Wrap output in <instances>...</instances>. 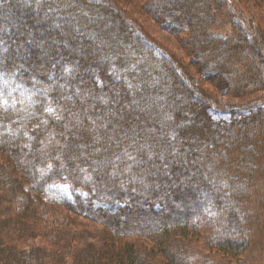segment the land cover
<instances>
[{"label":"trees","instance_id":"16d2710c","mask_svg":"<svg viewBox=\"0 0 264 264\" xmlns=\"http://www.w3.org/2000/svg\"><path fill=\"white\" fill-rule=\"evenodd\" d=\"M229 1L0 0V90L24 101L0 113V264H242L264 245V96L247 99L264 93V0ZM43 205L74 227L45 228Z\"/></svg>","mask_w":264,"mask_h":264},{"label":"rangeland","instance_id":"374dc122","mask_svg":"<svg viewBox=\"0 0 264 264\" xmlns=\"http://www.w3.org/2000/svg\"><path fill=\"white\" fill-rule=\"evenodd\" d=\"M214 1L215 3V0H212ZM132 4H135V0H131ZM229 3H231V5L237 9V7H240V8H243L245 11H252V5H253V0H230ZM137 5V4H136ZM131 6V3L128 2V7ZM131 9V8H129ZM132 10V9H131ZM135 12V11H134ZM135 15L140 19L143 15V13L140 11V9L138 8L137 12H135ZM140 22L144 25L145 29L147 30V34L153 39L159 41V42H165L168 46L170 47H173V42L174 40L172 39L171 36H169L167 33H165V31L157 28L156 25H154L153 27L148 23L146 22V19L143 18L140 20ZM229 23H233L232 20H229L228 21ZM235 24V23H234ZM263 26H264V23L262 22ZM241 25V24H239ZM228 28H230V25L228 26ZM184 37V36H182ZM247 37V36H246ZM119 39V36L117 35H112V36H104L102 39H101V43L103 42L105 46H107L109 49L110 47L115 44L117 42V40ZM245 42L247 45H253V40H251V38H245ZM175 43V42H174ZM92 52L93 53H97V61L100 62V61H103V60H107V61H113L114 59V55L111 51H107L106 54H102L101 51L99 52L96 51V50H93L92 49ZM76 53H79L78 51ZM89 72H92V69L88 70ZM125 85L128 87V89L130 90L131 87H129L130 85V82H125ZM138 87H135V89H137ZM0 92H3L2 90H0ZM9 94V93H8ZM9 96V97H8ZM6 96L4 94V98L8 99L9 101V104H11V99H10V96H11V93L10 95ZM78 100H80V103L81 105H83L85 103V100L87 99L85 96H80L79 93H78ZM264 96V93L263 92H258V93H255L251 96H249V98H247L249 101L250 100H253V99H260ZM220 103L222 104H225V105H228L230 104V102H235V101H232V98L230 96H226L225 94H221L217 96ZM133 101L129 104L128 108H137L135 106H137V101L134 100V98L132 99ZM193 101L194 100H181V103L183 105H185L187 108L189 106H193ZM239 103H243L242 101H238L236 100ZM195 106V105H194ZM191 114H193L191 112ZM177 155V154H176ZM177 158L178 160V156L175 157L173 160V162L175 163V159ZM166 176L168 177L169 174L167 173V170L170 169V167H166ZM107 167L106 166H103L102 168L98 169L97 174L101 173L102 175L103 172L107 171ZM184 170V169H183ZM85 178V177H83ZM203 178V177H202ZM84 180V179H83ZM85 181V180H84ZM56 188H58L61 192V194L67 198H70V192H69V186L68 185H57ZM23 193L19 196L18 198V202H19V207H22L25 202L27 201V198L28 196L31 197V198H34L35 197V191H34V188L32 185H26L24 188H23ZM262 197H264V194L261 195ZM206 203H202V205L198 208V212L197 214H199V212L201 213V211H205V206ZM145 209V208H144ZM228 209V206H224L223 207V211H226ZM146 210V209H145ZM210 210H208L207 214L205 213L204 215L206 216H209V212ZM39 213L44 221V226L45 228L47 227L48 228H56L57 226H60V227H64L65 229L67 230H70L71 228L74 227V224H72V222L68 219L67 216H63V214H59L57 213L56 211H54L52 208L48 207V206H40L39 207ZM124 212L118 214L116 217L117 220H120V217L121 215L123 214ZM195 214V217L194 219L195 220H199V216L197 217L196 215V212H194ZM216 217V218H214ZM155 219H158V218H155ZM213 219H215V223H213L212 221V224H216V225H213L214 227L215 226H218L219 225V228L216 229V231L213 230V228L211 227L212 231H214V233L212 235H219V236H222V237H227L229 236L228 233H226L222 227H223V223H219L218 220H217V216H213ZM125 220L124 219H121V222H124ZM221 226V227H220ZM264 232V230H263ZM236 239L239 240V237L237 235V233L234 235ZM151 238V237H150ZM150 238H146V239H150ZM264 241V236L261 237ZM144 239V238H143ZM235 239V240H236ZM137 240H140V239H137ZM145 240V239H144ZM262 243V242H261ZM144 244H145V241H144ZM258 244L260 245V241L258 240ZM195 246H199V247H204L205 246V242L203 239L200 240V242L196 243ZM264 245L258 248H253L251 251L248 250L243 256H241L242 258L240 259V262L242 264H264Z\"/></svg>","mask_w":264,"mask_h":264},{"label":"snow or ice","instance_id":"6c2138e0","mask_svg":"<svg viewBox=\"0 0 264 264\" xmlns=\"http://www.w3.org/2000/svg\"><path fill=\"white\" fill-rule=\"evenodd\" d=\"M41 0H37V4H40ZM129 87H131V85H129ZM10 95V93L8 94ZM23 95V93H22ZM19 102L21 104L24 103L23 100H19V98H17L16 100H13V102L11 104H9L8 99L4 98V93L0 92V113H7L9 109H12L13 111H15V104ZM105 104L108 103V101H103ZM118 103V101H116ZM45 111L47 112H52L53 109L52 108H46ZM32 113H29V115H31ZM149 159H151V157H149Z\"/></svg>","mask_w":264,"mask_h":264},{"label":"bare ground","instance_id":"6f19581e","mask_svg":"<svg viewBox=\"0 0 264 264\" xmlns=\"http://www.w3.org/2000/svg\"><path fill=\"white\" fill-rule=\"evenodd\" d=\"M59 50L60 52H63L66 49L64 47H60ZM72 58L75 60L81 70L83 69L84 65L89 61L88 56H77L74 53L72 55Z\"/></svg>","mask_w":264,"mask_h":264}]
</instances>
